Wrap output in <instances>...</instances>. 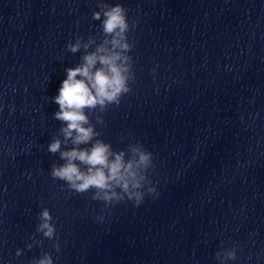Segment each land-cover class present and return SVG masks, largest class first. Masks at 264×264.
I'll use <instances>...</instances> for the list:
<instances>
[{
    "label": "clouds",
    "instance_id": "1",
    "mask_svg": "<svg viewBox=\"0 0 264 264\" xmlns=\"http://www.w3.org/2000/svg\"><path fill=\"white\" fill-rule=\"evenodd\" d=\"M98 6L100 10L93 12L92 18L101 21L100 42L89 36L86 41L77 37L74 43L67 44L70 52L83 49L84 55L81 63L66 70V79L58 95L52 98L59 106L54 118L61 122L62 139L54 138L48 144V152L58 153L63 163H53L50 175L63 181L76 194L91 191V199L103 202L106 208L121 202H132L139 207L146 195L153 198L159 195L148 175L153 168V153L139 142L129 144L126 150H114L110 143L98 138L100 133L87 114L97 109L104 112L110 105L118 106L122 97L131 92L134 72L129 53L133 44L127 34L135 30L137 23L129 22L128 10L121 4L100 3ZM96 121L103 122L99 115ZM38 221L36 232L49 240L55 239L53 248L59 252L61 245L48 208L42 209ZM33 240L42 243L34 237ZM27 247L31 249L33 244ZM21 251L17 250V256ZM216 256L223 264V261L236 259V250L227 249L223 256L220 252ZM31 264H54L52 254L43 252Z\"/></svg>",
    "mask_w": 264,
    "mask_h": 264
}]
</instances>
